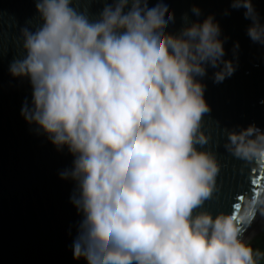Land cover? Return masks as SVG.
Segmentation results:
<instances>
[{"label":"clouds","instance_id":"1","mask_svg":"<svg viewBox=\"0 0 264 264\" xmlns=\"http://www.w3.org/2000/svg\"><path fill=\"white\" fill-rule=\"evenodd\" d=\"M39 22L21 29V54L9 65L27 79L31 105L22 116L73 157L60 173L76 184L81 214L74 259L84 264H264V251L244 239L264 218V130L251 124L227 131V152L252 165L250 193L231 211L213 213L222 166L206 149L212 108L201 81L234 75L224 59L213 16L173 34L163 0H103L99 17L81 0H33ZM95 2V0H88ZM244 9L247 35L264 45V23L254 0H230ZM196 16L199 8H193ZM187 21V17H185ZM239 44L236 45V48Z\"/></svg>","mask_w":264,"mask_h":264},{"label":"water","instance_id":"2","mask_svg":"<svg viewBox=\"0 0 264 264\" xmlns=\"http://www.w3.org/2000/svg\"><path fill=\"white\" fill-rule=\"evenodd\" d=\"M163 2L175 15L168 29L173 34L213 16L221 28L224 59L236 66L234 75L223 83H214L216 70L211 68L201 81L212 108L205 117L212 141L202 150L213 151L222 166L220 190L205 207L213 213L231 211L236 195L257 186L251 184L252 165L226 151L225 130L239 131L251 124L264 130V45L251 41L247 35L251 21L245 19L244 9H233L230 0ZM155 3L152 0L149 6ZM104 6L103 0L79 4L92 19ZM254 6L264 23V0H254ZM193 8H199L201 15L196 16ZM38 22L33 0H0V264H84L74 259L72 249L82 220L71 200L76 184L60 176L72 168L73 157L66 148L58 151L42 131L26 122L22 108L26 101L31 105V84L9 72L10 63L22 52L21 29ZM257 191H264V179ZM261 220L258 216L244 239Z\"/></svg>","mask_w":264,"mask_h":264},{"label":"rangeland","instance_id":"3","mask_svg":"<svg viewBox=\"0 0 264 264\" xmlns=\"http://www.w3.org/2000/svg\"><path fill=\"white\" fill-rule=\"evenodd\" d=\"M262 237H264V219L257 225L255 230L246 240L250 239L254 247L259 248L260 245H262L260 244Z\"/></svg>","mask_w":264,"mask_h":264},{"label":"trees","instance_id":"4","mask_svg":"<svg viewBox=\"0 0 264 264\" xmlns=\"http://www.w3.org/2000/svg\"><path fill=\"white\" fill-rule=\"evenodd\" d=\"M260 244H262V245H260L259 249H261L262 251H264V237H262Z\"/></svg>","mask_w":264,"mask_h":264},{"label":"bare ground","instance_id":"5","mask_svg":"<svg viewBox=\"0 0 264 264\" xmlns=\"http://www.w3.org/2000/svg\"><path fill=\"white\" fill-rule=\"evenodd\" d=\"M263 219H264V218H262V220H263ZM262 220H261V221H262ZM261 221H260V222H261Z\"/></svg>","mask_w":264,"mask_h":264}]
</instances>
